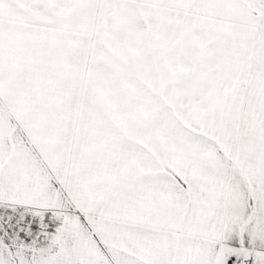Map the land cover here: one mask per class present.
<instances>
[{
	"label": "snow or ice",
	"instance_id": "snow-or-ice-1",
	"mask_svg": "<svg viewBox=\"0 0 264 264\" xmlns=\"http://www.w3.org/2000/svg\"><path fill=\"white\" fill-rule=\"evenodd\" d=\"M0 264H264V0H0Z\"/></svg>",
	"mask_w": 264,
	"mask_h": 264
}]
</instances>
